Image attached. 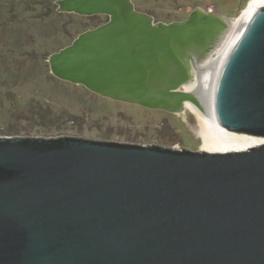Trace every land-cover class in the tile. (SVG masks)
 Here are the masks:
<instances>
[{
	"label": "water",
	"instance_id": "obj_1",
	"mask_svg": "<svg viewBox=\"0 0 264 264\" xmlns=\"http://www.w3.org/2000/svg\"><path fill=\"white\" fill-rule=\"evenodd\" d=\"M108 19L52 52L56 77L261 137L209 152L0 134V264H264V6L154 21L132 0H54ZM263 132V133H261Z\"/></svg>",
	"mask_w": 264,
	"mask_h": 264
},
{
	"label": "rangeland",
	"instance_id": "obj_2",
	"mask_svg": "<svg viewBox=\"0 0 264 264\" xmlns=\"http://www.w3.org/2000/svg\"><path fill=\"white\" fill-rule=\"evenodd\" d=\"M132 1L163 22L182 20L196 7L236 21L248 6H264V0ZM97 19L108 17L58 11L54 0H0V134L202 149L207 124L188 103L179 112L146 107L53 75L49 55Z\"/></svg>",
	"mask_w": 264,
	"mask_h": 264
},
{
	"label": "bare ground",
	"instance_id": "obj_3",
	"mask_svg": "<svg viewBox=\"0 0 264 264\" xmlns=\"http://www.w3.org/2000/svg\"><path fill=\"white\" fill-rule=\"evenodd\" d=\"M259 4H252L247 8H258ZM191 107L193 111L206 122L207 129L204 134V142L202 144V149L209 152H227L235 150H244L249 147L256 146L263 142L261 137H255L251 135H244L233 133L235 131L229 130L218 123H211L207 120L204 113L191 101H186L185 104ZM229 130V131H228ZM232 131V132H230ZM203 132V133H204Z\"/></svg>",
	"mask_w": 264,
	"mask_h": 264
},
{
	"label": "trees",
	"instance_id": "obj_4",
	"mask_svg": "<svg viewBox=\"0 0 264 264\" xmlns=\"http://www.w3.org/2000/svg\"><path fill=\"white\" fill-rule=\"evenodd\" d=\"M93 15H97V14H93ZM93 17H95V16H93ZM107 17H108V16H107ZM106 20H107V19H105V20L97 19L95 22H93V23H91V24H87V26H86V27H83V29L85 30V29H87V28H90V27L96 26V25H98V24H101V23L105 22ZM261 133H263V132H261Z\"/></svg>",
	"mask_w": 264,
	"mask_h": 264
}]
</instances>
